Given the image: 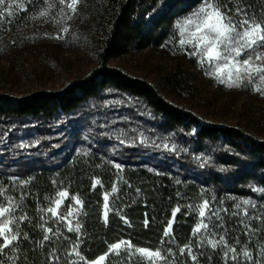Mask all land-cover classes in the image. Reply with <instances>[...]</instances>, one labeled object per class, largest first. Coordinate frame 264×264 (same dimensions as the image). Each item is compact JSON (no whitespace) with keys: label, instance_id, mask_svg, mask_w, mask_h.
I'll list each match as a JSON object with an SVG mask.
<instances>
[{"label":"trees","instance_id":"trees-1","mask_svg":"<svg viewBox=\"0 0 264 264\" xmlns=\"http://www.w3.org/2000/svg\"><path fill=\"white\" fill-rule=\"evenodd\" d=\"M197 1L87 0L99 36L94 39V70L60 92L41 91L25 97L0 94V123L8 125L0 133L7 134L0 139V181L6 183L14 175L27 182L21 209L28 219L20 223L21 235L15 246L5 251L7 259L13 258L10 264H67L76 259L66 255L68 250L56 237L44 241L45 231L36 225L45 198L53 197L60 188L77 194L82 201L81 231L63 233L71 245L79 243L86 261L107 253L110 244L127 240L134 247L170 249L161 264H226L221 247L200 246L198 236H193L198 219L193 206L200 193L219 213L209 220L217 238L224 235L238 253L245 248L254 260L259 258L264 246V140L235 127L200 123L193 114L169 103L152 84L108 66L109 60L132 50L161 45L174 20ZM222 2L230 14L238 5L249 15L264 16V0ZM107 90L140 100L155 129L161 134L174 133L175 150L142 146L117 149L118 140L112 132L104 131L90 138L88 152L76 150L77 143L85 141L79 140L72 125L69 127L73 122H65L66 117ZM26 123L31 125L25 127ZM21 129H28L34 139L27 148L10 138ZM112 163L122 168L117 170ZM94 179L101 183L94 186ZM113 187L117 191L111 196L113 210L106 222L101 208L103 194ZM245 198L255 207L242 212L236 201ZM169 221L174 241L163 236ZM189 243L191 255L187 250L182 254L179 249ZM138 259H129L122 251L109 254L101 264H138ZM227 264L237 261L228 259ZM239 264L252 262L241 255Z\"/></svg>","mask_w":264,"mask_h":264},{"label":"rangeland","instance_id":"rangeland-1","mask_svg":"<svg viewBox=\"0 0 264 264\" xmlns=\"http://www.w3.org/2000/svg\"><path fill=\"white\" fill-rule=\"evenodd\" d=\"M200 3L201 0H198L190 10L174 20L161 45L132 50L126 55L109 60L108 66L120 69L132 78L136 77L152 84L169 103L193 114L200 123L235 127L256 140H264V95L254 91L251 85L228 88L218 83L212 76L205 74V69L200 66L197 57L187 54L189 49L181 48L179 45L180 32L177 25ZM5 4L12 5L10 9L12 15L9 16L5 12L0 18V94L25 97L41 91L60 92L71 82L86 77L97 66V46L94 39L99 36L91 18L90 8L87 7V0H80L77 11L72 14L70 20L61 19L62 6L56 0H5ZM49 4L55 6L50 8ZM41 12L47 15L41 16ZM57 20L60 22L57 23ZM63 27H67L68 31L62 32ZM58 35L62 38H55ZM71 116L66 117L65 122L75 123L69 124V127L72 125L70 128L78 133L79 140L85 141L77 143L78 151L88 152L90 138L97 137L99 131L112 132L118 140L117 149H122L120 146L131 148L142 146L158 147L161 151L175 150L174 133L161 134L155 129L154 121L150 119L151 114L142 102L119 91L103 92L99 98L91 100L87 106ZM59 123L61 122L57 124ZM28 125L31 124H24L25 127ZM7 126L0 123V133L1 128ZM28 132H30L28 129H21L17 131V137L13 134L10 138L14 144H21L27 148L34 142ZM4 134V136L0 134V139L7 136ZM10 138H7V141ZM112 164L117 170L122 168L121 164L120 168L116 167L117 163ZM96 180L98 179L93 180V185H97ZM23 187L25 182L18 176L9 177L6 183L0 181V188L4 190L0 202L5 198H13L20 205L16 215L27 216L21 209L23 200L21 197H25ZM62 190L66 189L60 188L58 191ZM105 193L109 194L111 212L112 188ZM105 193L101 207L103 218ZM200 195L201 198L196 205L202 204L205 200L203 194ZM73 196L81 201L77 194L69 193V198L64 200L60 209L61 212L65 209L72 211L74 213L72 217H68L62 223L53 218L46 211L49 200L45 198L39 220L36 221L39 227L41 222L44 228H53L55 234L48 235L60 240L68 252L71 251L72 245L63 231L69 232L68 220L72 221L73 227L79 223L83 210L80 204L71 200ZM244 201L250 203L244 204ZM236 204L240 206L242 212L253 207L252 201L247 198L236 201ZM195 211L198 223L200 219L198 210ZM206 222L209 224V220ZM197 236L200 246L207 244L201 241L199 235ZM215 238L218 239L216 235ZM208 239L213 237L209 236ZM241 250L243 252L247 249ZM122 251L123 246L120 252ZM134 256L138 257V254ZM0 260H4L6 264H10L11 261L5 257V252L0 256ZM88 262L90 264L91 261Z\"/></svg>","mask_w":264,"mask_h":264},{"label":"snow or ice","instance_id":"snow-or-ice-1","mask_svg":"<svg viewBox=\"0 0 264 264\" xmlns=\"http://www.w3.org/2000/svg\"><path fill=\"white\" fill-rule=\"evenodd\" d=\"M56 2L62 6L60 8L63 14L61 19L70 20L72 14L76 13L80 0H56ZM54 6L55 4H49L50 8ZM11 7V4H5V0H0V8H2L0 18L4 16L5 12L9 16L12 15ZM230 12L231 10L227 9L222 0H201L200 5L177 25L180 32L179 45L181 48L189 49L190 51L187 54L197 57L198 63L205 69V74L212 76L218 83L224 84L228 88L251 85L254 91L264 95V16L258 18L255 15H249L245 9L240 8L238 5L234 14H230ZM40 15L45 16L47 13L41 12ZM56 22L59 23L60 20ZM61 31L67 32L68 28L63 27ZM55 38L60 39L62 37L58 35ZM116 167L120 168V165L117 164ZM100 183L99 180L95 181V184ZM116 191V187H113L112 192L115 193ZM3 194L4 190L0 188V197ZM108 197L109 194L105 193L104 218L106 222L110 211ZM68 198L69 193L66 190L58 191L55 197L50 196L48 198L49 206L46 211L61 223L74 215L72 211L67 209L63 212L60 211L64 200ZM22 199L23 197H21ZM71 200L82 206V201L77 197L73 196ZM243 203L249 204L250 201H244ZM252 206L255 207L254 204ZM237 207L240 206L237 205ZM19 208V203L13 198H5L3 202H0V256L6 250L15 246V242L21 235L20 223L28 219L24 214L16 215ZM193 209L198 210L200 218L193 229V236L199 235L201 241L209 244L214 249L221 247L226 264L228 259L237 261V264H239L241 255L246 261H252V264H264V246L261 247L259 258L254 260L251 252L244 250L242 253H238L235 247L228 245L224 235H221L219 239L215 238V234L206 220H210L212 216H218L219 213L211 209L209 201L204 200L202 204L194 205ZM176 211H179V209ZM247 214L245 210L244 215ZM173 216H175V212H173ZM145 226H147V220ZM40 227L45 231L44 241L51 239L48 233L55 234L51 227L44 228V225H40ZM220 227L223 226L220 225ZM67 228L69 232L79 233L81 231L79 223H76L73 227L71 220H68ZM163 236L174 241L171 221L165 228ZM209 236H212L213 239H208ZM122 246L123 250L128 253L129 259L138 254V264H161L168 258L165 253L170 254L171 252L170 249L157 248L150 250L143 247H134L130 241L120 240L118 243L110 244L108 252L91 261L90 264H101L109 254L119 255ZM186 250L191 255L190 243L179 249L182 254ZM68 255L74 256L76 259L68 261L67 264H80L81 261L84 264H89L79 251L78 242L72 244ZM53 258L59 260L55 253H53ZM8 259L12 260L13 258L9 257ZM192 259L195 261L197 258L192 255ZM0 264H6V262L0 260Z\"/></svg>","mask_w":264,"mask_h":264}]
</instances>
